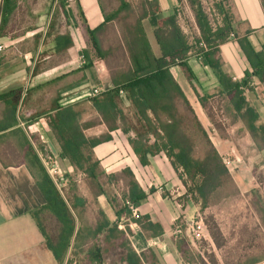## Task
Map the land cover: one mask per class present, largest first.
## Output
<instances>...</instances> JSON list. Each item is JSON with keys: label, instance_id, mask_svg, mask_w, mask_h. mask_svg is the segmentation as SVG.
Listing matches in <instances>:
<instances>
[{"label": "crops", "instance_id": "0c3cea01", "mask_svg": "<svg viewBox=\"0 0 264 264\" xmlns=\"http://www.w3.org/2000/svg\"><path fill=\"white\" fill-rule=\"evenodd\" d=\"M216 1H223L226 8L230 9L233 27V32L218 45V55L223 70L234 81H240L248 70V62L238 39L245 35L255 51L262 50L264 6L262 0ZM156 2L158 12L145 18L143 26L152 49L158 55L154 31L161 18L176 10L178 0ZM7 3H11L10 10L4 8L5 0H0V264H62L47 246L46 237L34 215L44 206L45 199L32 174L36 167L30 138L57 162L63 179L69 180L70 202L74 204L72 211L80 217L76 245L88 263L126 264V248L130 246L143 264H186L185 253L180 252L177 246V235L170 232H174L177 217L185 212L186 215L194 212L199 214L203 209L193 201L178 207V197L174 198L171 193L176 190L180 195L185 188L166 155L161 152L149 156V164L141 165L128 142L132 132L125 134L121 131L123 125L119 118L115 122L117 128L109 130L88 95L91 88L98 85L111 88L110 71L122 70L128 61L118 49L105 60L83 66L85 60L79 49H86L95 58L88 30L104 22L99 0H74L68 3L72 11L69 19L59 7L58 0H7ZM184 17L177 18L178 24L189 43L193 44L200 32L192 11L186 15V21H183ZM64 34L70 35L73 42L67 48L57 50L63 42H58L56 36ZM95 36L103 48L109 42L114 46L123 45L115 23L103 27ZM188 64L194 74L191 85L196 91H193L178 67L172 69L175 78L201 124L210 128L212 142L220 144L223 152L236 159L237 167L231 176L236 191L246 194L257 186L253 169L257 164V169L264 166V147L256 148L249 131L235 115L230 103L214 91L218 82L194 51L188 58ZM249 85L251 89L246 91V99L258 114L256 125L264 127V81L251 75ZM205 95H211L208 103L216 102V108L223 113L224 117L219 120L223 131L207 114L208 103L205 107L200 105L198 97ZM15 103L19 108L17 123L11 113ZM66 107L75 113L85 139L98 138L107 133L110 135V139L91 148L84 146V153L90 152L99 161L105 175L119 173L124 168L131 170L145 194V198L136 206L137 211L141 216L147 215L148 221L158 224L162 234L152 236V232L142 228L131 214L118 217L104 192L96 196L99 215L88 218L82 214L89 202L85 198L86 194L77 193L72 177L85 174L61 154L60 140L50 126L51 117L57 108ZM119 107L123 113L133 116L129 101H123ZM132 120L130 124L124 123V126L134 125ZM117 183L122 189L121 194L127 190L122 180ZM76 197L80 198L79 202ZM119 197L115 193L120 203L118 207L122 205ZM39 217L50 238L56 240L60 229L57 218L48 210H43ZM181 245L182 248L185 246L183 243ZM94 246L98 248L101 261L91 260L89 251ZM255 260L257 262L251 264H264V255Z\"/></svg>", "mask_w": 264, "mask_h": 264}, {"label": "trees", "instance_id": "16d2710c", "mask_svg": "<svg viewBox=\"0 0 264 264\" xmlns=\"http://www.w3.org/2000/svg\"><path fill=\"white\" fill-rule=\"evenodd\" d=\"M106 1L99 0L104 22L95 29L88 30L95 58H92L91 53L86 49H79L85 60L83 66H91L99 60H105L107 56L114 55L118 49L121 50L122 56L126 55L128 61L122 70L110 71L112 87L91 97L92 104L109 130L117 128L115 122L119 118L123 125L120 127L121 131L125 134L132 132V136H128V142L141 165L149 164V156L164 153L186 193L190 195V200L197 203L200 209H204L212 203L217 191L224 187L235 188V185L222 156L210 139L208 130L201 124L172 69L180 68L191 85L194 74L188 64V58L194 51L201 63L207 66L216 78L218 85L214 91L230 103L235 115L242 120L249 131L256 148L262 149L264 127L256 125L258 114L247 101L246 91L251 89L249 85L251 75L257 76L261 82L264 81V45L262 50L255 51L245 35L238 39L240 49L248 62V70L242 80L234 81L223 70L218 55V45L233 32L232 14L223 1L214 2V8L221 16V23L213 28L200 0H187L200 32V36L194 39L193 44L189 43L187 36L182 32L175 9L170 15L161 18L154 31L158 55L152 49L143 26L145 18L158 12L156 0H138L137 4L128 0H118L117 6L108 11L104 5ZM5 3L4 8L10 10L11 3H7V0ZM58 5L69 19L72 11L68 1L58 0ZM262 5L264 6V0ZM113 23L119 28L123 45L114 46L109 42L108 46L103 48L95 35L97 31ZM56 40L63 42L62 47H58L57 50L67 48L73 42L68 34L57 35ZM201 42L205 47L200 45ZM191 86L193 91H196V88ZM210 97L211 95L198 97L200 105L205 107ZM125 100L130 102L133 116L123 113L119 107V104ZM16 108L15 103L11 113L17 123ZM132 119L134 125L124 126V123L130 124ZM50 126L60 140L61 154L86 177L94 180L98 185L97 194H102L104 189L98 178L105 174L100 168L99 161L93 158L90 152L85 154L83 147L91 148L110 139V135L107 133L98 138L85 139L76 122V115L69 107L57 108L55 115L51 117ZM32 152L36 167V171L32 174L45 199L44 206L34 212V215L46 237L47 246L52 250L55 258L62 263L70 241L77 239L79 233V227L76 226L77 215L72 211L74 204L68 202L61 194L33 149ZM105 176L109 182L122 180L126 185L127 190L119 197L122 200L120 207H118L120 203L114 197H108V201L118 217L121 214L129 216L131 213L125 202L129 201L133 206H138L145 198L143 190L129 168ZM76 201L79 202L80 198L76 197ZM43 210H48L60 223L56 240L50 238L41 222L39 215ZM133 219L142 228L149 229L152 236H158L163 232L158 224L148 221L147 215L139 214ZM176 238L180 252L185 253L181 247L184 239L179 235ZM126 250L124 258L126 264H143L140 256L130 246ZM89 255L91 260L101 261L97 247H92ZM201 262L206 264L205 261L201 260ZM254 262L257 261L253 259L249 264ZM212 264H215L213 259Z\"/></svg>", "mask_w": 264, "mask_h": 264}, {"label": "rangeland", "instance_id": "374dc122", "mask_svg": "<svg viewBox=\"0 0 264 264\" xmlns=\"http://www.w3.org/2000/svg\"><path fill=\"white\" fill-rule=\"evenodd\" d=\"M128 1L135 4L137 0ZM207 2V0H204L203 6L205 9L207 8ZM118 3V0H107L104 4L105 9L107 11L114 9ZM178 6H181L180 0H178ZM190 11L191 9L187 5L184 10L185 17ZM185 17L183 21H186ZM207 106L209 107L207 114H210L217 128L223 131L224 129L220 126L219 120L224 115L216 108L218 104L216 102L208 103ZM206 129L210 134V128ZM214 145L220 149V151L217 150L222 156L223 162L234 160L232 164L225 165L231 175L237 167L236 159L233 158V155L223 152V147L220 144ZM257 168L258 164L253 169L257 186L250 192L240 194L236 191V188H221L214 194L212 203L205 207L203 211H200L199 214L194 212L186 215L185 212V215L177 217L174 229L178 228L180 231H171L170 233L179 235L184 239L185 246H183V249L186 264H202L201 260L205 261L206 264H212V259L215 264H245L254 258L261 259L264 255V166L263 168ZM62 177L64 178V176ZM98 179L107 198H115V193L121 195L122 189L117 186V181L109 182L105 175H100ZM60 182L62 184L60 192L69 202L71 195L68 187L69 180L62 179ZM72 182L75 184L77 193L80 195L86 194L85 198L89 202L88 207L83 209L82 214L88 218L97 217L99 215L96 209L97 183L82 174L73 176ZM184 191L186 192V190ZM188 201L192 200H190V197L185 196L180 200L184 206ZM77 224L79 227V216H77ZM76 243V239L70 241L66 251V254L69 251L66 264H95L86 261Z\"/></svg>", "mask_w": 264, "mask_h": 264}, {"label": "built area", "instance_id": "2783aa9c", "mask_svg": "<svg viewBox=\"0 0 264 264\" xmlns=\"http://www.w3.org/2000/svg\"><path fill=\"white\" fill-rule=\"evenodd\" d=\"M67 1H68V3L74 2V0H67ZM207 1H208L206 3L207 8L205 9V7L203 6L204 0H200L205 12L208 15V18L210 20L211 25L214 28V27H216V25H219L221 23V16L219 15V13L214 8V2L216 0H207ZM180 3H181V6H177V8H176V15H177L178 19H181L183 12L188 5L187 0H180ZM182 4H183V6H182ZM181 8H182V11H181ZM200 45L202 47H205V45L202 42L200 43ZM1 49H2V45H0V50ZM107 89H108V87H106L105 85H98V86L92 87L88 95H89V97H93V96H96V95L104 92ZM18 109L19 108L17 107L16 108V115H17ZM30 141H31V146H32L36 156L41 161L43 167L45 168L46 172L48 173L50 178L53 180V182L56 184L57 188L60 190V188H61L60 186L62 185L60 181L63 179V177H62L63 175H62V172H61L57 162L50 155L45 153L38 145H36L35 142L33 141V139L30 138ZM224 162H225V165L227 166L228 164H232L234 162V160L233 161L229 160V161H224ZM171 195H173L174 198L178 197V202L176 203V205L178 207L182 206V203L180 202V199L182 197H184V196L190 197V195L187 194L185 191L182 192L180 195H178L176 193V190H174L171 193ZM125 203L129 207L131 216L133 218H137L139 216V212L137 211V208L135 206H133L129 201H126ZM178 231H180L178 228L174 229V232H178ZM68 255H69V251L66 254L65 261L63 262V264H66V261L68 259Z\"/></svg>", "mask_w": 264, "mask_h": 264}]
</instances>
